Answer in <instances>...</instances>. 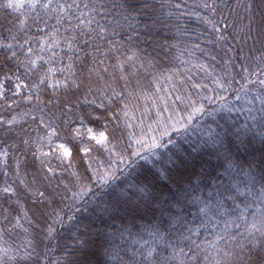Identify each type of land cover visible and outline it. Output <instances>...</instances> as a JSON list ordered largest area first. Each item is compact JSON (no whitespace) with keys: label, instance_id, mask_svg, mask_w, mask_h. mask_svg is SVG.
Returning <instances> with one entry per match:
<instances>
[{"label":"snow or ice","instance_id":"obj_1","mask_svg":"<svg viewBox=\"0 0 264 264\" xmlns=\"http://www.w3.org/2000/svg\"><path fill=\"white\" fill-rule=\"evenodd\" d=\"M0 264H264V0H0Z\"/></svg>","mask_w":264,"mask_h":264},{"label":"trees","instance_id":"obj_2","mask_svg":"<svg viewBox=\"0 0 264 264\" xmlns=\"http://www.w3.org/2000/svg\"><path fill=\"white\" fill-rule=\"evenodd\" d=\"M217 59L219 60V57H217Z\"/></svg>","mask_w":264,"mask_h":264}]
</instances>
